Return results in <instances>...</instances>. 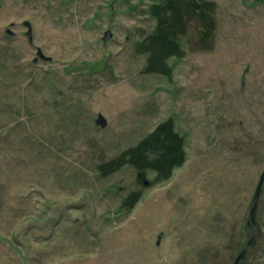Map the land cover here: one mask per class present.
I'll list each match as a JSON object with an SVG mask.
<instances>
[{"label":"rangeland","instance_id":"obj_1","mask_svg":"<svg viewBox=\"0 0 264 264\" xmlns=\"http://www.w3.org/2000/svg\"><path fill=\"white\" fill-rule=\"evenodd\" d=\"M160 1L0 0V264H232L246 243L264 170V0H208L212 48L191 21L169 76L136 50ZM166 120L185 154L168 179L101 175ZM256 207L244 264H264V182Z\"/></svg>","mask_w":264,"mask_h":264},{"label":"trees","instance_id":"obj_2","mask_svg":"<svg viewBox=\"0 0 264 264\" xmlns=\"http://www.w3.org/2000/svg\"><path fill=\"white\" fill-rule=\"evenodd\" d=\"M216 5L208 0H161L150 5L148 13L155 20V25L136 50L145 53V73L169 76L171 73L167 60L171 57L182 58L184 51L179 39L186 34L191 21L197 26L196 45L200 49L210 50L214 43ZM185 162L183 139L175 132L173 122L166 120L158 123L135 146L124 150L119 156L99 165L101 175L105 176L119 170L124 165L131 166L140 176L137 181L143 184L146 171L155 173V179H168L173 169ZM141 191L129 193L121 201V207L130 210L140 199ZM257 207L251 215V224L246 221L245 230L248 246L238 264H244L247 249L258 242L259 225L256 222ZM252 233V234H251ZM245 245V244H244ZM243 243H240L241 249ZM240 249V250H241ZM239 250V251H240ZM238 253H236L237 255Z\"/></svg>","mask_w":264,"mask_h":264},{"label":"water","instance_id":"obj_3","mask_svg":"<svg viewBox=\"0 0 264 264\" xmlns=\"http://www.w3.org/2000/svg\"><path fill=\"white\" fill-rule=\"evenodd\" d=\"M198 2H200L201 0H196ZM24 26H26L27 28V31H26V36L28 38V40L31 42V30H30V27H29V23L28 22H24L23 23ZM111 38V33L109 30H106L104 33H103V36L101 38L102 40V46L103 47H106V44L108 42V40ZM37 55L42 57L41 56V52L39 50H37ZM36 60L34 59V62ZM95 124L96 125H99L101 127H104L106 125V121L105 119L100 115L98 114L97 115V118L95 120ZM138 177L140 176V174L137 175ZM263 182H264V170L260 173L259 175V179H258V182L256 184V187H255V190H254V193H253V196H252V199H251V203H250V208L248 210V214H247V221L251 224V215L257 205V202L259 200V197H260V194H261V190H262V185H263ZM147 182L146 181H143V184H146ZM250 240H248L245 245L243 246V248L238 252V254L236 255L234 261L232 262V264H238L239 261H240V258L241 256L243 255V253L245 252L247 246H248V243H249Z\"/></svg>","mask_w":264,"mask_h":264}]
</instances>
